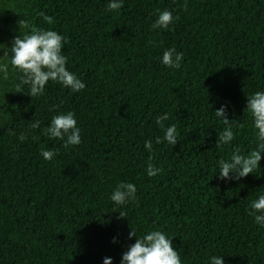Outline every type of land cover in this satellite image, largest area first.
Wrapping results in <instances>:
<instances>
[{
  "label": "trees",
  "instance_id": "obj_1",
  "mask_svg": "<svg viewBox=\"0 0 264 264\" xmlns=\"http://www.w3.org/2000/svg\"><path fill=\"white\" fill-rule=\"evenodd\" d=\"M109 2L0 0V64L9 66L7 79L0 72V264H121L153 230L172 239L181 264H211L214 255L264 264V227L248 214L264 194V153L246 177L218 173L235 148L247 155L259 143L246 107L264 91V0H123L108 11ZM157 9L172 12L167 29L152 28ZM32 27L66 38V67L83 90L49 80L43 95L28 94L3 54ZM173 47L184 54L179 69L161 62ZM222 105L235 139L217 147ZM69 111L81 143L66 149L43 130ZM165 113V128L177 126L174 146L156 143ZM42 149L57 154L45 160ZM120 182L137 189L124 205L111 200Z\"/></svg>",
  "mask_w": 264,
  "mask_h": 264
},
{
  "label": "clouds",
  "instance_id": "obj_2",
  "mask_svg": "<svg viewBox=\"0 0 264 264\" xmlns=\"http://www.w3.org/2000/svg\"><path fill=\"white\" fill-rule=\"evenodd\" d=\"M123 7V0H110L107 5L108 11L119 10ZM186 7V4L184 5ZM158 18L152 24L153 29H167L173 21L172 12L167 9L160 11L157 9ZM48 23H53V17L43 12L38 13ZM19 25L28 27L27 23L20 20ZM66 43V38L58 34L54 30H45L42 28L32 27L29 33L22 36L14 37L11 47L4 51L5 56L11 54V65L18 69L22 76L21 84L29 86L28 94L33 96L43 95L44 88L49 80L57 81L64 87L70 88L73 92H79L85 88V83L80 80L76 74L70 72L66 67L68 58L62 54V48ZM183 52H177L176 49H165L161 62L171 68L179 69L183 59ZM8 64H0V72L4 73V78H8ZM19 91V89L17 90ZM246 109L251 113L254 120V127L258 129L257 139L259 141L257 148L250 151L247 155L241 153L237 147L234 149L230 160L219 161V178L232 179L229 174L235 173V179L246 177L260 166L262 153H264V91H256L248 96ZM215 116L223 120L226 125L225 129L218 134L216 146L229 144L235 139L232 130L231 121L226 112V106L222 105L215 110ZM169 116L165 113L163 116H157L156 122L164 130V136L157 137L156 143L162 140L167 141L171 145H175L178 140L177 126L172 124L165 128L164 121ZM40 121H35L30 129L37 128ZM44 134L49 138L60 139L64 141L63 147L68 148L70 145L75 146L81 143V130L77 127V121L74 113L69 111L66 114L60 113L54 115ZM9 134H13L9 130ZM21 141L27 139L24 133L19 136ZM145 147L151 151V140L145 141ZM41 154L45 160H52L57 153L52 150H41ZM151 159V157L149 158ZM160 169L154 168L151 163L147 165L148 175L155 176ZM136 186L130 182H120L114 189L111 200L118 205H124L129 199H134L136 194ZM251 211L248 213L254 216V222L264 227V194L259 195L258 199L251 201L249 205ZM260 213V214H257ZM121 217L127 215L120 212ZM137 236L135 229L129 233V237ZM211 264H224L223 256H212ZM104 264H111V258L106 257ZM121 264H181V258L177 250L172 246V239L160 230L149 231L142 237H138L128 251L123 253Z\"/></svg>",
  "mask_w": 264,
  "mask_h": 264
}]
</instances>
